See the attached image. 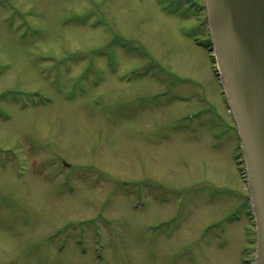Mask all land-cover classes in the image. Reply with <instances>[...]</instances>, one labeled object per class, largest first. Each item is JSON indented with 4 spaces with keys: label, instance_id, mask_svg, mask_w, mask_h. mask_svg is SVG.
<instances>
[{
    "label": "rangeland",
    "instance_id": "obj_1",
    "mask_svg": "<svg viewBox=\"0 0 264 264\" xmlns=\"http://www.w3.org/2000/svg\"><path fill=\"white\" fill-rule=\"evenodd\" d=\"M205 2L0 0V264L254 263Z\"/></svg>",
    "mask_w": 264,
    "mask_h": 264
},
{
    "label": "water",
    "instance_id": "obj_2",
    "mask_svg": "<svg viewBox=\"0 0 264 264\" xmlns=\"http://www.w3.org/2000/svg\"><path fill=\"white\" fill-rule=\"evenodd\" d=\"M205 7L210 52L246 172L254 264H264V0H206Z\"/></svg>",
    "mask_w": 264,
    "mask_h": 264
},
{
    "label": "trees",
    "instance_id": "obj_3",
    "mask_svg": "<svg viewBox=\"0 0 264 264\" xmlns=\"http://www.w3.org/2000/svg\"><path fill=\"white\" fill-rule=\"evenodd\" d=\"M204 47H205V48H208V47H210V44H209V45H205Z\"/></svg>",
    "mask_w": 264,
    "mask_h": 264
}]
</instances>
